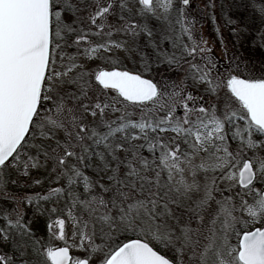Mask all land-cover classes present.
<instances>
[{
    "label": "snow or ice",
    "instance_id": "1",
    "mask_svg": "<svg viewBox=\"0 0 264 264\" xmlns=\"http://www.w3.org/2000/svg\"><path fill=\"white\" fill-rule=\"evenodd\" d=\"M243 7L258 75L220 66L192 0H0V264H264V0Z\"/></svg>",
    "mask_w": 264,
    "mask_h": 264
},
{
    "label": "rangeland",
    "instance_id": "2",
    "mask_svg": "<svg viewBox=\"0 0 264 264\" xmlns=\"http://www.w3.org/2000/svg\"><path fill=\"white\" fill-rule=\"evenodd\" d=\"M208 2L209 0H192L193 15L199 21L197 28L200 29V26H203L202 33L204 38L207 39L210 44L215 46L214 54L218 57L220 66L223 67L224 64L227 63L228 57L233 53L241 59L251 57L256 64V74L258 75L262 50L256 44L245 43L241 45L237 41V36L233 32V29H238L240 37L245 38L247 33L258 27V23L252 24L249 13L246 12L243 7L245 0H214V3L216 4L215 21L211 19V13L213 10L205 7ZM199 9H204L203 13H201ZM229 19L235 21V23H228ZM217 27L219 28V33L217 32ZM219 35L224 37V44L227 45L229 49L228 54H225L223 51V46L218 38ZM234 44L235 48L233 47ZM139 46L144 53L149 55V57L153 55V48L146 36L140 37ZM82 47H88V45L84 43ZM165 47H168L167 43H165ZM68 51L71 53V50ZM119 56L124 58V63L128 68L134 67L132 59L125 58V53L120 52ZM132 58H138V54L133 52ZM89 66L95 67L96 62H92ZM100 66L103 67L105 65L101 64ZM38 190L39 188L28 189L29 192ZM39 227L43 231L45 228L44 223L42 222ZM66 231L69 235L71 234L70 225L66 226ZM56 243L62 246V242L56 241Z\"/></svg>",
    "mask_w": 264,
    "mask_h": 264
},
{
    "label": "flooded vegetation",
    "instance_id": "3",
    "mask_svg": "<svg viewBox=\"0 0 264 264\" xmlns=\"http://www.w3.org/2000/svg\"><path fill=\"white\" fill-rule=\"evenodd\" d=\"M69 50H71V52H73V51H74V49H69Z\"/></svg>",
    "mask_w": 264,
    "mask_h": 264
}]
</instances>
